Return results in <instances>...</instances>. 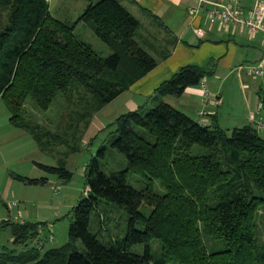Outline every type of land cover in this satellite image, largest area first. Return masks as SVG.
Returning a JSON list of instances; mask_svg holds the SVG:
<instances>
[{
	"label": "trees",
	"instance_id": "1",
	"mask_svg": "<svg viewBox=\"0 0 264 264\" xmlns=\"http://www.w3.org/2000/svg\"><path fill=\"white\" fill-rule=\"evenodd\" d=\"M85 1L69 23L49 13L47 0H0V98L9 121L39 145L58 136L26 116L27 102L45 111L59 97L78 107L69 111L67 130L82 122L83 135L92 113L157 64L136 41L139 21L120 0ZM77 22L91 28L107 55L75 37ZM210 74L209 68L184 65L155 87L149 106L106 124L88 142L104 134L85 165L86 194L71 209L68 241L44 251L25 250L38 237L37 223L2 222L12 246H1L0 264H264V237L260 240L257 226L259 215L264 226V136L249 124L230 131L202 125L160 99L178 97ZM59 142L67 144L60 136ZM66 146V152L76 149ZM57 162L58 167L38 165L67 179L70 173ZM129 174L134 182L140 179V189L128 183ZM104 203L126 215L124 235L107 242L88 230L92 212L102 227ZM137 222L142 229L135 228ZM152 239L159 241L156 253ZM134 244L143 245L141 254L129 250Z\"/></svg>",
	"mask_w": 264,
	"mask_h": 264
},
{
	"label": "rangeland",
	"instance_id": "2",
	"mask_svg": "<svg viewBox=\"0 0 264 264\" xmlns=\"http://www.w3.org/2000/svg\"><path fill=\"white\" fill-rule=\"evenodd\" d=\"M50 13L59 19V4ZM81 24L83 28L74 31L75 37L89 42L93 49L101 55H107L109 53L108 48L94 36L88 25ZM143 30L146 31V26L141 24L139 33H142ZM244 36L246 37V35ZM259 36L260 33L256 34L258 39L254 41L255 43L261 41ZM136 41L139 42V38H136ZM254 58L253 47L248 43L237 44L231 65L223 67L216 74L205 76L202 79L208 90H217L220 104L217 107L215 118L218 119L219 127L228 131L235 126L248 124L247 116L252 104L255 106V100L264 103L263 77L247 74L244 67L240 71L236 69L241 64L245 66L246 63H255L253 62ZM24 108L26 109V116L30 120L56 134L58 138L50 144L47 138L42 141V145L37 144L28 131L17 125V127L14 126L9 121V111L0 98V225L6 221L37 223L39 227L38 237L25 250L35 246L44 251L59 247L68 241L67 231L71 219V209L86 194L85 165L89 163L92 154L97 151L99 139L104 134H98L96 143L93 140L90 144L88 142L92 138L88 140L85 137V133L97 111L92 113L83 135L80 133L82 122L77 125V128L73 126L71 131L67 130L69 111L78 107H68L59 97L45 111L35 109L29 102L24 105ZM110 109V107L106 108L104 114L110 113ZM257 117L264 122V108ZM250 124L252 125V123ZM258 133L264 136L261 132L258 131ZM59 136L60 139L67 141L66 145L74 146L76 149L73 152H66L68 147L60 144ZM53 149L55 154H51ZM58 158L59 162H63L64 168L70 173L65 180L56 174L47 172L38 165L58 167V165L60 166L57 162ZM133 176L134 174L128 175V183L132 187L140 189L142 187L140 179L137 177L136 182H134ZM19 177L46 178L47 182L30 184ZM99 211L106 214L102 227H99L97 214L92 212L88 230L95 233L104 242H107L110 236L121 238L126 231L124 211L115 205L106 203L99 206ZM142 211L145 214L149 212L147 208H142ZM262 221L263 218L259 215L257 226L260 232V240L264 237ZM135 228L142 229V224L137 222ZM149 243L151 251L156 253L159 241L152 239ZM1 246H12L10 231L7 227L0 228V251ZM129 250L141 254L143 245L134 244L130 246Z\"/></svg>",
	"mask_w": 264,
	"mask_h": 264
},
{
	"label": "crops",
	"instance_id": "3",
	"mask_svg": "<svg viewBox=\"0 0 264 264\" xmlns=\"http://www.w3.org/2000/svg\"><path fill=\"white\" fill-rule=\"evenodd\" d=\"M47 2L49 13L59 4V19L69 23L77 20V16L86 5L85 0H47ZM120 2L139 21L140 28L136 33V38H139L141 46L156 59L157 64L141 79L95 113L85 133L88 140L117 115L135 110L142 105L147 106L146 103L153 95L155 87L184 65L193 64L206 67L210 69V75L216 74L219 69L231 65L236 45L245 43H248L255 51L253 62L263 60L264 63L261 41L254 42L258 39L256 34L248 39L244 36L245 33L229 34L215 29H205L203 14L206 9L210 8L208 3L199 7L196 16H191L187 8L190 0H120ZM251 2L252 0H241L242 8L248 9ZM141 24L146 26V31L139 33ZM82 26L80 22H77L73 31L82 29ZM195 27L204 30L202 37L194 33ZM245 66L241 64L236 69L240 71ZM201 81L196 85L186 87L178 97L165 95L161 97V100L202 125L216 124L219 126L218 119L215 117L220 102L214 105L212 101L208 103L203 101L202 88L204 87L210 93L211 99L215 96L219 97V94L217 90H208L205 83ZM261 105L264 106V103L258 100H255V106L252 104L247 116L249 125L258 118L257 107ZM109 107L111 108L110 113L105 115L104 112Z\"/></svg>",
	"mask_w": 264,
	"mask_h": 264
},
{
	"label": "built area",
	"instance_id": "4",
	"mask_svg": "<svg viewBox=\"0 0 264 264\" xmlns=\"http://www.w3.org/2000/svg\"><path fill=\"white\" fill-rule=\"evenodd\" d=\"M205 3L210 4V8L206 9L203 14L206 30L215 29L229 34L245 33L248 39L260 33L264 53V0H252L248 9L242 8L241 0H190L187 7L189 15L196 16L199 7ZM193 31L198 37H202L204 33L200 27H195ZM244 68L247 74L264 77L263 60L247 64ZM202 96L206 103L212 101L214 105L219 104L218 97L211 99L210 93L204 87ZM262 108H264L263 105L258 106L257 111L260 113ZM252 125L264 135V122L260 118L253 120Z\"/></svg>",
	"mask_w": 264,
	"mask_h": 264
}]
</instances>
